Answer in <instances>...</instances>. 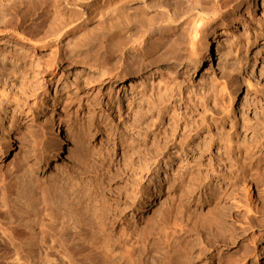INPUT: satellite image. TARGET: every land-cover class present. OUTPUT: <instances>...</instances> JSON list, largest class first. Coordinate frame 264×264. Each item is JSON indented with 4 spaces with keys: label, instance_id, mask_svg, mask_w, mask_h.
<instances>
[{
    "label": "rangeland",
    "instance_id": "obj_1",
    "mask_svg": "<svg viewBox=\"0 0 264 264\" xmlns=\"http://www.w3.org/2000/svg\"><path fill=\"white\" fill-rule=\"evenodd\" d=\"M60 1L0 0V236L7 227L17 226L18 219L30 217L38 239L55 243L68 230L79 231L80 219L100 239L112 235L116 240L119 254L112 264L137 263L139 239L145 233L160 249L182 238L175 252L170 251L173 258L170 253L163 258L166 263L177 258L182 264H264V183L257 186L258 167L252 170L251 182L239 184L234 192L226 189L224 194L222 188H215L218 178L214 175L210 188H187L192 173L183 167L186 154L180 156L173 147L155 152L156 158L151 159L153 133L168 121L186 119L190 127L200 128L199 136L183 146L189 151L188 160L192 155L199 157L201 150L195 144L210 136L235 140L239 132L240 137L251 134L243 129L246 119L254 122L264 115V0H220L216 18L207 23L213 26L211 54L198 64L176 66L169 75L174 81L148 67L131 71L128 79L113 86L117 75L133 70L159 48L152 50L151 41L140 47L125 39L128 44L120 45L123 52L118 53V48L99 37L88 43L89 51H78L75 45L80 41L75 40L83 39L84 29L99 22L73 21L60 35L51 36L64 24L54 12ZM164 1L181 10L196 1L211 6L214 0ZM223 23L229 24L225 28ZM36 42L44 47L33 49ZM185 44L183 34L179 53L187 58ZM69 59L91 63L94 69L69 68ZM57 128L63 133L61 157L60 141L53 135ZM209 150L201 159H211L222 172L227 170L224 163L229 165L239 155L234 149L230 161L223 142ZM256 155L263 156L264 149ZM143 162L150 164L149 171ZM219 207L229 217L227 227L218 230ZM219 231L230 236L229 241L215 245ZM124 234L136 237L125 245ZM208 240L213 241L211 246Z\"/></svg>",
    "mask_w": 264,
    "mask_h": 264
},
{
    "label": "bare ground",
    "instance_id": "obj_2",
    "mask_svg": "<svg viewBox=\"0 0 264 264\" xmlns=\"http://www.w3.org/2000/svg\"><path fill=\"white\" fill-rule=\"evenodd\" d=\"M221 6H222V3L220 2V0H214L211 6H204L199 1H196L194 4L189 5L188 7L181 9V10L171 7L170 3L164 0H61L58 3V6H56L54 12L56 11L57 15L56 14L55 15L59 17L61 22H63L64 24H59L57 26L58 28L55 30L53 34H51V36L60 35L61 32L64 31V29L67 26H69L73 21L79 20L80 22L84 23L90 20H97L99 24L97 25L95 24L96 27L93 26L92 28L91 26V27H86L84 29L82 33L83 39L77 40V41L75 40V42L80 41V43L78 42V45H75L76 49L79 48L78 51L81 49L83 50L86 49L89 51L91 49V46L88 47V43L90 45L91 43L93 44L96 41V39L99 37L104 39L107 42V45H111L114 48L115 47L118 48L116 49L118 50V53H120L122 50L121 49L122 46L119 47L120 45L128 44L125 42L126 41L125 39H127L130 42L132 41L131 43H135L136 45L140 47L146 46V44L149 41H151V43L154 46L152 50H155L157 47L159 48L156 51V53L152 54L151 57L147 61H144L142 58V60L139 59V61L140 60L141 61L138 64L136 62H133V64L134 63L137 64V65L136 64L134 65V69L129 70L127 73L123 72L117 75L115 79L112 81V84H111L112 86L115 83H122L126 79H128L130 76L129 74H131L130 73L131 71L140 72L142 69H145L148 67H155L156 69H159L164 74H166L167 78H170L172 76L171 73L174 71V68L176 66L184 64L186 67H188L189 63H191L192 61L194 62L197 61V64H198V62L200 63L203 59L208 57L209 54H211L214 39L212 35L213 34L212 30H210V28H213V26L212 24H207V23H208V20L213 21L216 18L217 11L221 8ZM15 11L17 12V8L14 10V12ZM34 11L33 13H35ZM39 15L41 16V14ZM156 20L160 22L154 23ZM223 24H224L223 26H225L226 28V26L229 23H223ZM183 34L186 35L185 46H186V54L188 56L187 58L183 57V55L179 53L181 47L178 45V40ZM81 41L83 42V44H81L82 43ZM218 46H220V42L217 43V50L219 48ZM42 47H44V45L37 43V42L32 44L33 49L42 48ZM161 48H164V49L160 50ZM147 49L148 51L149 50L151 51L150 48H147ZM88 51H85V52H88ZM120 58L123 59L122 54ZM54 65H55L54 68H56L57 64H54ZM67 66L69 68H78L79 70L94 69V66L91 63L78 62V61L76 62V61H71V59L68 60ZM170 80L174 81L175 78L171 77ZM171 97H172L173 102L177 100V98L174 95H172ZM178 100H183V97H180V99ZM229 100H230L229 105L232 106V99L230 96H229ZM163 106H166V104L162 105V107ZM210 109H211V106H210ZM135 113L137 114V112ZM261 114H262V111H261ZM138 115L140 114H137L136 117H139ZM161 116L162 115L160 113L159 117ZM143 117L144 115L141 116V118ZM141 118L139 119L141 120ZM210 118L212 120L214 119V117L211 115H210ZM132 120L134 121V119ZM155 123L156 121L151 125H154ZM209 124L210 122L206 120L205 126L209 127ZM129 125H131V121ZM147 125H150V123ZM243 129L245 132L250 131L251 134L247 136V134L244 133L243 136L240 137L242 133L239 132L236 135L238 139H235V140L232 139L231 136L216 137V138H214V136H210L208 140H205L201 143H196L195 147L198 150H201V154L199 155V157H195V155L194 156L192 155L191 156L192 159L188 160L187 156L189 155V151L187 152L185 149H183V146L190 145V140L193 136H199L200 128L190 127L186 119H183L181 122H179L178 120L168 121L167 123L162 125V127L158 130L157 133L152 132L154 134V135L152 134L154 137L152 136L151 137L154 139V146H155V147L153 146V142H152V146L154 147V150H155L153 151L154 153L155 152L158 153L160 152L159 150L161 151L169 150L171 147H173L180 156H182L183 154H186V161L184 162L183 160L184 163L183 162L182 163H183L184 170L186 172L189 171L192 173V176L190 177V179L188 178L190 181L187 187V188L191 187V191L194 188H197L198 190L201 191L203 188H208L209 186H211L212 184L211 182L213 179V176L211 175H214L215 177L218 178V184L216 183L217 185L215 186V188H222V191H225L224 194H226L227 193L226 189H230L232 191L234 190V188L239 186V184L245 185L251 182L252 170L254 167H258V170L260 173L259 179L256 180L257 186H260L261 182L264 183V155L263 156L256 155V152L258 151L260 152L264 149V115H259L258 118L254 122H252L249 119H246V121L243 124ZM154 130H156V128ZM53 135L56 141H60L61 149L59 151L58 157H61L60 153L63 151L62 149L63 148V133L57 128L54 131ZM217 142H223L225 153L228 154L230 161L232 160L230 154L234 152V149H236L239 154L238 157L234 159V162H229L230 163L229 165L224 163V166H226V169H227V170L224 169L226 171V172L223 171L224 173L221 171V169L218 170V168H216L215 165H213V163L211 162V159H209L206 162H203V159H201L200 157L201 155H203V152L206 151L207 149H210L209 150V153H210L213 144H216ZM205 153L206 152H204V154ZM151 154L152 153H150V155ZM155 156H157L156 153L152 155L151 159ZM158 160L159 159H157V161ZM141 161L145 162V160H142V159ZM139 162H137V164ZM154 162L156 163V160ZM147 164L144 163V165L146 166L143 165L145 167V171H149V168H150V164L148 165ZM180 164H181V161H180ZM234 166L235 168H233ZM144 167L142 169H144ZM140 169H141V166H140ZM141 173L142 172H140V174ZM191 191H187V192H191ZM231 191H229L227 195L234 192V191L232 192ZM218 192H219V189H218ZM261 199L263 202L262 204H264V192L261 195ZM167 200H171V199H167ZM262 209H264V205ZM217 210L215 209L214 212L217 211L216 213L217 215L221 214L220 219H222V221L224 222V224L221 225L222 221L219 220V222L221 223H220V226L218 225L217 229L219 230V227H222L224 229L225 227H227L225 225L227 224L226 216H228L227 215L228 213L226 214V211L224 210V208L220 209L219 207V209ZM171 213L173 212L171 211ZM246 218L248 219V216ZM169 219H172V218H169ZM78 221H77L79 223L78 225L81 226L79 231L78 230L75 231L76 229L72 230V232L71 230L70 231L68 230L64 236L58 239H54L55 243L47 244L42 238L38 239L37 235L32 232L34 219L30 217L18 219L17 226L14 225V226H10L9 228L7 227L5 232L2 233V235L0 236V264H112V261L115 260L114 255L119 254L117 253L118 250H116L118 245L114 242L116 240H113L111 234H110L111 236L109 235L106 236L107 234L103 235L106 237H104L103 239H100L99 237H97L96 235L97 233L94 231L95 229L93 230L90 228L91 226L89 227V225H87L88 224L87 221L83 222L82 220L80 221V219ZM114 221L116 220H112V223L115 224ZM249 223L251 222L248 221V224ZM214 226L216 227L217 225H214ZM208 229L210 230V228ZM220 231L217 234L218 237L220 238L216 237V239L218 240L215 239L214 242L211 240H208V242L211 241L214 244L216 241L227 243L229 241L230 236L228 235L225 236L223 232H220ZM204 232L206 233V231ZM213 233L216 234V232H213ZM209 235H211V233ZM134 237H136L134 234L133 235L124 234V237L122 238V240L124 241V244H125V241L127 242V240H132L134 239ZM141 237L142 238L139 239L140 242L142 241L140 245L141 248H139L140 246L138 247L139 248L138 251H140L141 253V258L137 263H134V264H182L180 260H177L176 256H174V259L176 258L175 259L176 261H174V263H171V262L168 263V261L166 263L163 261V258L166 257L167 253H170V251H174L173 250L174 247L177 248L178 244L180 243L182 239L181 237L176 238L177 240L172 239L173 241L171 242L168 241V244H166L167 246L164 245L167 248L162 246L164 248L160 249L161 247H159V244L157 243L160 250L158 249L157 244H154V242H152L153 240L152 241L150 240L147 233L143 234ZM208 244H210L211 246L210 242ZM128 251H129V248L127 249V252ZM152 251H155L154 254L149 255ZM172 253H170V256L173 255ZM124 255H126V253H124ZM126 256H128V254ZM170 258L172 259L173 256Z\"/></svg>",
    "mask_w": 264,
    "mask_h": 264
}]
</instances>
